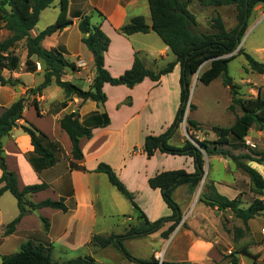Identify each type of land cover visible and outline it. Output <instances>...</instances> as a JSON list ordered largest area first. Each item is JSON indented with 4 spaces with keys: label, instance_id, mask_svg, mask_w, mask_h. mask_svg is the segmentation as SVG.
Instances as JSON below:
<instances>
[{
    "label": "crops",
    "instance_id": "obj_1",
    "mask_svg": "<svg viewBox=\"0 0 264 264\" xmlns=\"http://www.w3.org/2000/svg\"><path fill=\"white\" fill-rule=\"evenodd\" d=\"M60 1L55 11L56 20L60 12ZM230 7L235 9V6ZM260 7L258 6L255 9L253 16ZM7 9L9 11L11 10L10 7H7ZM96 11L101 13L103 18L98 15L96 24H93L97 25L101 23L103 31L111 39L109 50L105 54V67L112 76L119 77L131 69L137 53H146L149 55L150 59H146V63L150 69L156 70L169 63H163L172 54L169 47L163 41L162 43L157 42L156 45H142L140 47L136 46L133 42L134 39H141L142 37L140 35L147 37L155 32L151 31L147 34L137 33L131 36H125L119 32L121 27L137 16H144L147 23L152 26L148 0H69V14L73 20V24L62 32H57L47 37L43 42V47L47 50L58 49L64 54L66 59L73 63L77 61V58H83V53L81 52L84 47L83 45H85L82 42L83 34L77 32L79 33L77 34L78 39L75 40L71 36V31L74 28L80 31L79 22L81 18L76 16H94V12ZM97 12L95 15H97ZM196 16L199 23V15L196 14ZM223 19L225 20V18ZM47 27L40 28L37 25L31 31V35L36 37ZM0 34L5 36V38L11 36V32L5 28V22L2 20H0ZM15 52L20 55V67L15 71L5 69L3 75L7 79L18 80L20 83L15 86L6 85L0 88V108L10 107L20 98L26 97L29 89L36 88L44 81L42 63L37 61L35 57L31 58L27 63L28 52L25 48L24 41L18 44ZM90 61L94 65V55L92 52L90 53ZM71 71L74 75L77 74L79 76L83 73L78 68L77 70L71 69ZM93 73L95 75V70ZM180 73L181 70L178 65L174 72L162 76L160 81L155 82L150 78H146L134 88H129L124 85L112 86L106 83L103 88L107 95V102L104 107L99 106L97 102L92 100H88L81 105L80 99L74 97L68 103L67 107L62 108L58 106V103L64 100L65 95L63 90L55 84L46 88L42 96H31L24 110V119L19 124L22 125L25 121H29L43 131L51 143L61 145L62 151L57 153L58 162L50 167H43V160L34 153V146L32 145L30 136L21 127H16L2 141L6 164L10 171L16 173L20 190H23L28 185L43 182L48 184L46 190L28 196L31 202L40 203L47 199L62 201L68 207V210L63 211L49 207L39 208L24 216L13 234L5 236L6 226L19 215V208L18 210H14V212H11L9 219L4 223L0 219V228L4 227V229L2 228L0 230L1 247L15 242L16 248H21L24 243L32 241L35 244L51 247L52 259L59 262L57 260L62 259L54 256L57 252L58 254L62 252L56 248L55 244L57 243V245H62L67 250L75 251L76 255L77 251L85 248V251H82L84 256L94 257L99 264H136L129 260L115 246L101 248L92 243V238L95 235L110 236L112 234H124L131 226L137 225V223L130 224L129 221L137 220L138 218V211L136 213L134 212L136 209L132 204V209L126 211L124 200L118 194V189L110 183L108 176L95 170L100 163L110 165L127 189L134 195L135 201L148 219L150 221H156L162 218L159 216L151 218V213L139 201L141 195L144 202L150 198L154 200L156 198L162 205V201L165 203L161 192L159 190H153L150 187L149 179L161 172L171 170L184 169L189 173H194L195 165L192 158L182 157L183 159L181 161L187 162V167H172L171 163H169L168 167L160 169L156 164L157 157H159L161 152L158 151L155 156L148 158L144 152V142L147 136H159L172 126L170 97L174 91L171 92V89L167 90L166 87L172 88L173 81L178 80L180 86ZM94 75L90 78L93 79ZM71 77L66 73L63 79L74 83ZM80 87L87 90L90 88V84L86 88ZM55 92L60 94L59 98L53 96ZM262 92L263 90H261V95L263 94ZM35 99L39 104V108L33 103ZM178 108L179 104H176L175 110L178 111ZM76 111H79L81 121L87 125L91 124L90 116L98 112H106L110 118V124L108 126L95 128L91 138H83L81 140L84 158L78 164L85 167L87 169L86 172L76 169L72 170L70 168L72 161V143L68 134L60 125V119L64 115ZM165 158L168 159V157ZM32 160L37 161V165L40 167L39 172L33 165ZM131 182H139V184H132ZM108 185L114 187L113 189H116L118 192L116 190H108ZM182 187L184 185L176 189L174 197ZM217 188L221 194L228 196L218 185ZM103 189H107L106 192ZM8 193L6 192L0 197V203L10 200L6 196ZM2 205L0 204V217L3 213ZM165 205L167 206L165 203L162 207L164 208ZM190 206V202L187 201L186 207L189 210ZM181 209L183 215L186 216L187 213H184L185 207L181 206ZM215 209L218 214L223 213V211L217 208ZM202 215L204 213L198 212L192 218L196 220ZM42 218L48 220L50 224L49 231L45 232L43 230ZM101 219L103 221H100ZM189 223V229L184 231L181 228H177L168 241L170 242L168 245L169 261H186L191 264H208L209 262L220 264L225 257L226 247L230 253L235 251L236 243L233 241L231 235L225 234L223 236L220 233V235L217 234L220 237L216 236L213 238L212 235L214 233L209 232L208 226L200 229L203 234L199 239H189L193 231L191 229L193 225ZM160 231L146 237L152 236L155 240L159 239L157 241L166 247L167 244H163V239L159 234ZM262 233L264 234V232ZM136 239H128L125 243ZM245 239L246 237L243 236L238 240L246 252L249 249L244 244ZM227 240L228 246H231L229 248L225 245V241ZM155 252H158L156 247L152 249L149 258H144L143 260H150ZM238 255L241 264H248L247 260H250L254 264L261 263V259L257 260L256 257H253L248 252ZM3 256L5 255L0 256V263Z\"/></svg>",
    "mask_w": 264,
    "mask_h": 264
},
{
    "label": "trees",
    "instance_id": "obj_2",
    "mask_svg": "<svg viewBox=\"0 0 264 264\" xmlns=\"http://www.w3.org/2000/svg\"><path fill=\"white\" fill-rule=\"evenodd\" d=\"M54 2L55 0H0V20L5 22V28L11 32L9 38L0 41V88L6 85L15 86L20 83L18 80L5 78L3 71L5 69L15 71L20 67L21 60L15 52V48L22 41L25 42V48L28 52L27 63L35 57L37 61L42 63L44 70V81L39 86L29 89L26 97L20 98L10 107L0 108V185H2L0 197L6 192H10L17 199L19 207V215L8 224L4 235L13 234L24 216L39 208L49 207L63 211L68 210V207L62 201L47 199L40 203L31 202L28 196L46 190L48 184L43 182L28 185L20 190L16 173L10 171L6 164L2 141L16 127H21L30 136L34 153L43 160V167H50L58 162L57 153L62 151L61 145L51 143L48 136L29 121H25L22 125L19 124L24 119V110L31 96H42L46 88L55 84L63 90L65 95L64 100L58 104L62 108L67 107L74 97L80 99L81 105L88 100H92L97 102L99 106L104 107L107 102V95L103 90L106 83L112 86L124 85L134 88L146 78H150L155 82L160 81L162 76L174 72L179 65L181 70L180 106L174 122L165 133L159 136L149 135L144 142V152L148 158L155 156L158 151L173 156L193 158L194 173H189L184 169L171 170L161 172L149 179L150 187L161 192L163 200L172 211V214L156 221H150L135 201L134 195L127 189L110 165L100 163L95 170L106 174L110 183L131 202L140 214L137 225L131 226L124 234L95 235L92 238V243L101 248L115 246L136 264H159L158 262L155 263L153 259L147 261L132 256L126 250L124 242L128 239L155 234L162 230L166 224L171 223L169 228L162 233L165 239H169L184 218L181 206L174 198V193L180 186L188 185L195 189L201 184L205 176V152L208 155L225 154V152L218 151L219 146L229 145L231 137L243 141L254 126L264 131V98L261 95V90H259L256 98H245L240 92L241 88L235 84L234 79L229 74V63L238 56L245 57L252 72L264 74L263 62H260L243 49L238 50L249 30V21L255 9L260 5H264V0H148L152 26L147 23L144 16H137L121 27L119 32L125 36H131L153 31L169 47L171 53L175 56V60L162 68L154 70L148 68L146 60L137 54L133 67L119 77L112 76L105 67V53L110 47L111 39L103 31L101 23L94 25L92 23L93 15L76 16L81 18L79 30L83 34L82 42L94 55L95 75L92 86L87 90L63 79L67 68L77 70L75 63L66 59L58 49L47 50L43 47V42L47 37L62 32L73 24L69 14V0L60 1V12L54 24L41 31L36 37L31 35V31L40 21L42 12L51 7ZM195 3L205 8L212 7L215 9L223 6H235L237 25L233 29H227L223 17L217 13L211 19V31H200L197 16L191 10V6ZM7 7H10L11 10L9 11ZM96 12L94 13L96 14ZM97 15L103 18L101 13L97 12ZM207 63L209 67L200 74V82L204 85H210L216 79L222 78L224 85L231 89L233 96L230 109L235 112L238 107L241 109L242 115H238L235 123L229 128H214L217 139L212 149L205 144H202L203 148L197 146L191 140H186L182 146H175L170 141L184 121L187 110L194 111L196 109V106L190 102L193 78L200 68ZM33 103L39 108L36 99ZM90 120V125L82 122L79 111L66 114L60 119L61 128L68 134L72 143V161L70 165L72 170L87 171L85 167L78 164L84 158L81 140L91 138L95 128L106 127L110 124V118L106 112L95 113L90 116ZM187 122L191 128L199 129L200 124L196 120L188 119ZM232 158L237 166L248 174L254 193L263 196L264 176L255 168L240 161L239 156H232ZM252 161L262 163L264 162V155ZM32 163L39 172L40 167L37 165V161L32 160ZM201 201L213 209L230 210L235 218L241 220L244 228L235 230V242L245 236L246 231L250 229L249 222L264 212V200L256 198L248 208H242V201L239 196L230 199L221 194L214 185L207 186ZM42 222L44 230L49 231L50 224L48 220L42 218ZM227 233H230V230L227 229ZM51 252V247L28 241L21 246L18 252L3 256L0 264H99L92 256L78 257L59 263L52 259ZM246 252L242 247L236 248L227 257L230 258L231 264H241L238 254ZM162 264L191 263L186 261H163Z\"/></svg>",
    "mask_w": 264,
    "mask_h": 264
},
{
    "label": "rangeland",
    "instance_id": "obj_3",
    "mask_svg": "<svg viewBox=\"0 0 264 264\" xmlns=\"http://www.w3.org/2000/svg\"><path fill=\"white\" fill-rule=\"evenodd\" d=\"M58 2L59 0H56L55 3L51 7H49V9H47L44 13L42 12L43 14H41V18L38 23L40 28L47 27L55 23V11L58 7ZM260 6V9H258L256 14L249 21V30L246 36L243 38L238 50L243 49L245 52L253 55L257 60L264 63V5ZM191 10L199 15L200 22L198 29L202 32L211 31V19L212 17L216 16L217 13H220L221 16L225 18L224 21L228 29H232V27L236 25L237 13L236 9H234L233 7L225 6L219 9H215L212 7L204 8L201 7L198 3H195L191 6ZM97 18L98 15L94 14L92 23L96 24ZM77 32L80 31L76 30L75 28L71 31V36H73L75 40L78 39L77 34L79 33ZM140 36L142 37L141 39L133 40L134 44L138 47L142 45H156L157 42L162 43L161 38L156 33H152L147 37H145V35ZM7 38L0 34V41H4ZM83 46L84 49L82 48L81 52L83 53L82 56L83 59L86 60L87 65L83 67H78V70L83 73H81L80 76L77 74L74 75L71 71V68H67L65 70V74L68 73L69 77L72 76L71 78L75 84L86 88L88 87V84H90V87L93 84L94 78H91V82H88L87 79L93 77L95 67L90 61L91 51L86 45ZM137 54L145 60L150 59L149 55L146 53ZM79 59H81V57L77 58V60ZM174 59V55L171 54L170 58L163 63L166 64L167 62L173 61ZM74 63L77 65L76 61ZM208 67V63L204 64L193 78V84L191 88L192 95L190 102L196 106V109L194 111H191L190 109L187 110L184 121L181 123L179 129L176 130L175 134L173 135V138L170 141L171 144L175 146H182L186 140H191L197 146L202 147V144H205L212 149L215 145L214 142L217 139V135L214 131V128H229L235 123L236 117L238 115H242V111L240 108L237 107L235 112L230 109L233 96L231 94V89L224 85L222 78L216 79L210 85H204L200 82V74L205 71ZM229 74L234 79L235 84H237L241 88L240 92L245 96V98H256L258 96L260 88L261 90H263L262 97L264 98V75L252 72L249 69L248 63L244 56H238L229 63ZM166 89H171V92L174 91L172 92L173 95L170 97L172 106L171 121L173 124L177 111L175 110L176 104H179L180 106L181 89L179 86V80L173 81L172 88L166 87ZM53 96L59 98L60 94L55 92L53 93ZM188 119L196 120L200 124L199 129L191 128V126L187 122ZM218 151L225 152V154L208 155L205 152V176L201 184L195 189L191 188L188 185H184V187L178 190L177 194L174 197L176 202L180 206L185 207L184 213H187V215L183 218V222L179 225L178 228H181L185 231L189 229L190 226L188 225V223L190 222L189 224L193 225L191 227L193 231L190 235L191 237H189V239L191 240L199 239L203 234L200 229L204 226H208L207 228L209 232H211L212 234L214 233V235H212L213 238H215L216 236L220 237L218 236L220 235V233L223 236L227 234L231 235L233 237V241L235 242V230L237 228H244L241 220L235 218L230 210L223 211V213L218 214L216 212V209L206 206L201 201L203 199V193L206 191L207 186L210 187L211 185H214L215 188L218 190V185L222 191L227 193L226 195H228L227 197L230 199H234L239 196L242 201V208H248L256 198L264 200V195L258 196L254 193L248 174L245 173L242 169H240L235 163V160L232 158V156H239L240 161L255 168L264 176V162L257 163L255 161H252L264 155V131H261L260 128L257 126H254L250 130L249 135L243 141H239L234 137H231L230 144L219 146ZM163 154L160 153L159 157H157L156 165L160 169L163 167H168L169 163H171L172 167L188 166L187 162L181 161V159H183L182 157L189 156H173L169 154ZM226 154L229 155L227 156ZM165 157H168V159ZM131 183L139 184V182ZM108 186V190H116L113 189L114 187H110V185ZM103 190L106 192L107 189ZM116 192L118 191L116 190ZM118 194L124 200L126 211L131 210L132 206L130 201L124 196H122L119 192ZM6 196L10 198V200L2 201L0 203L1 205L3 204V213L0 217L2 223L9 219L11 212H14V210L16 209L18 210L19 208L17 199L10 192ZM140 198L141 195L139 197V201L141 205H143V207H145L151 213V218H153L154 216L167 217L168 215L172 214L171 210H169L166 205L164 208L162 207L165 204L163 201L162 205L161 202L157 201L156 198L155 200L153 198H150L146 202H144L143 198ZM187 201H189L191 204V211L188 207H186ZM134 212L136 213L137 210H134ZM198 212H202V214L204 213V215L200 216L196 220H193V215L197 214ZM100 221H103V219H101ZM129 223H138V218L137 220L129 221ZM170 225L171 223L166 224L162 231H166ZM249 226L250 229L246 231V239L244 241L245 246L249 249L247 252L253 255V257H256L257 260L261 259L260 264H264V234L262 233L264 232V212L260 213L256 218L251 220L249 222ZM2 228L4 229V227H1L0 230H2ZM227 229L230 230V233H227ZM162 231H160L159 234L163 239V244H167L166 247L162 246V243H159V241H157L159 239L155 240V238H153L152 236L136 239L128 243L124 242V246L131 255L142 259L149 258L152 249L156 247L158 252H155V254L150 258V260L153 259L155 263L158 262L159 264L161 261H169L170 256L168 252V245L170 242L168 241L171 239L172 235L175 232L171 235L169 239H165L162 236ZM184 239L187 240L186 237H184ZM225 242V245L228 246V240ZM235 243V248L237 249L243 246L239 244V240ZM55 246L57 249L62 251L59 254L57 252L54 255L56 258L62 259L57 260L60 263H64L66 261L84 256L82 251H85V248L83 250H80L81 253H79L80 251H77L76 255L75 251L67 250L62 245H57L56 243ZM229 247L231 246H228V248ZM19 249L20 248H16L15 242L8 243L0 248V256L11 255L13 253L18 252ZM230 254L231 253L228 252V249L226 247V253L224 254L225 258L221 261L220 264H231L230 258L227 257L230 256ZM247 262L248 264H254L250 260H247ZM208 264L215 263L209 262Z\"/></svg>",
    "mask_w": 264,
    "mask_h": 264
},
{
    "label": "built area",
    "instance_id": "obj_4",
    "mask_svg": "<svg viewBox=\"0 0 264 264\" xmlns=\"http://www.w3.org/2000/svg\"><path fill=\"white\" fill-rule=\"evenodd\" d=\"M76 63H77V65H76V66H77V68H78V67H83V66H86V65H87V62H86V60H84L83 58H81V59L77 60V61H76ZM38 66H39V67H41V65H40V64H38ZM87 81H88V82H91V81H92V79H91V78H89V79H87ZM162 262H163V261H161V262H160V264H162Z\"/></svg>",
    "mask_w": 264,
    "mask_h": 264
},
{
    "label": "water",
    "instance_id": "obj_5",
    "mask_svg": "<svg viewBox=\"0 0 264 264\" xmlns=\"http://www.w3.org/2000/svg\"><path fill=\"white\" fill-rule=\"evenodd\" d=\"M94 91H96V89H94ZM191 95H192V92H191ZM191 95H190V99H191Z\"/></svg>",
    "mask_w": 264,
    "mask_h": 264
}]
</instances>
